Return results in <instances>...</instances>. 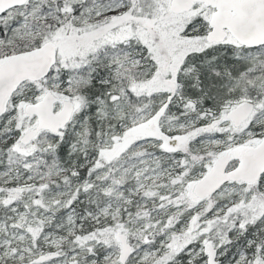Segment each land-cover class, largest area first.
Listing matches in <instances>:
<instances>
[{"label": "snow or ice", "instance_id": "6c2138e0", "mask_svg": "<svg viewBox=\"0 0 264 264\" xmlns=\"http://www.w3.org/2000/svg\"><path fill=\"white\" fill-rule=\"evenodd\" d=\"M0 264H264V0H0Z\"/></svg>", "mask_w": 264, "mask_h": 264}]
</instances>
